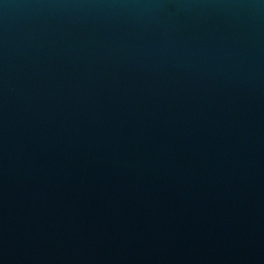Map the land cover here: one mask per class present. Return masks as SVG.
Returning <instances> with one entry per match:
<instances>
[{"label":"water","instance_id":"water-1","mask_svg":"<svg viewBox=\"0 0 264 264\" xmlns=\"http://www.w3.org/2000/svg\"><path fill=\"white\" fill-rule=\"evenodd\" d=\"M0 264H264V0H0Z\"/></svg>","mask_w":264,"mask_h":264}]
</instances>
